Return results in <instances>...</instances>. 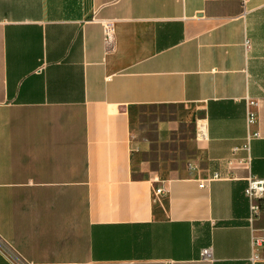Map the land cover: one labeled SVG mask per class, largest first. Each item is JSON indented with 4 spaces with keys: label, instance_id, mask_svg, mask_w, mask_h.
<instances>
[{
    "label": "crops",
    "instance_id": "0c3cea01",
    "mask_svg": "<svg viewBox=\"0 0 264 264\" xmlns=\"http://www.w3.org/2000/svg\"><path fill=\"white\" fill-rule=\"evenodd\" d=\"M249 175L264 0H0V238L27 263L264 264Z\"/></svg>",
    "mask_w": 264,
    "mask_h": 264
},
{
    "label": "built area",
    "instance_id": "2783aa9c",
    "mask_svg": "<svg viewBox=\"0 0 264 264\" xmlns=\"http://www.w3.org/2000/svg\"><path fill=\"white\" fill-rule=\"evenodd\" d=\"M111 25H105V39L109 40V32ZM249 122H252V116H249ZM257 134H254L256 136ZM219 175L217 172H214L208 180L202 181L199 185L206 186L208 182L218 179ZM246 187L244 188L243 193L248 199V209L249 214L247 217L248 223L254 220L261 212V200L264 198V179L258 178L253 175L246 177ZM159 192V189L156 190ZM252 254L250 260L252 262H262L264 261V229L261 230L259 235H254L252 237ZM0 252L6 257V262L4 264H30L23 260L14 248L11 247L9 243L0 238ZM212 247L208 246L202 248L200 251V258L203 260H212Z\"/></svg>",
    "mask_w": 264,
    "mask_h": 264
}]
</instances>
